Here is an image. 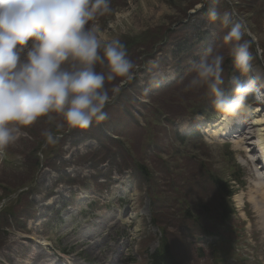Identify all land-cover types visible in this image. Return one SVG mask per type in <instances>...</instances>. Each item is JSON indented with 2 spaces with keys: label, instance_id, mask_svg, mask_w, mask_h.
<instances>
[{
  "label": "rangeland",
  "instance_id": "374dc122",
  "mask_svg": "<svg viewBox=\"0 0 264 264\" xmlns=\"http://www.w3.org/2000/svg\"><path fill=\"white\" fill-rule=\"evenodd\" d=\"M235 2L237 6L230 0H111L112 12L98 16L96 22L102 40L118 38L126 46L137 66L135 78L108 83V87L120 84L121 91L106 106L104 122H93L83 131L64 128L58 133L59 142L50 145L42 132L48 128L55 131L54 124L61 118L56 116L51 124L42 118L24 129L27 134L14 145L0 149V214L11 208L16 215L25 216L21 232L0 235V262L1 248H10L14 240L26 237L12 253L20 264H33L36 258L38 264H150V255L164 238L182 264L192 252L196 255L193 264H264V202L255 188L257 183L264 185L254 171L256 160L264 165L263 142L258 139L264 135V125H251L264 120V105L257 106L255 98H249L247 112L227 117L223 123L224 116L212 111L214 97L206 87H186L194 76L193 63L208 47L225 57V91L232 73L247 82V75L241 76L234 69L231 45L223 39L227 29L224 33L222 24L217 29L218 24L202 13L205 5L232 13L233 22L246 23L252 35H245V39H252L255 49V53L251 50V76L264 74V0ZM97 70L106 69L97 65ZM164 78L172 81V86L156 90ZM263 89L257 87L256 98L264 97ZM206 108L211 109L209 114L214 112L215 129L204 130L199 140L181 141L179 129L183 134L188 131L187 121ZM257 111L253 117L246 114ZM241 122L247 124L251 135L239 136L225 129L239 127ZM115 133L121 143L108 140V135ZM228 149L247 178V187L234 199L239 215L229 224L235 231V259L232 254L223 257L220 251L213 256L200 231L193 233L195 239H189L186 229L179 228L187 205L175 202L185 195V202L202 215L204 205L218 197L205 170L211 168L225 179L238 170ZM34 151L45 165L36 175V170L25 164V158L30 157L27 165L37 164ZM49 153L51 156L46 155ZM137 165L146 168V176ZM32 181L36 184L30 187ZM49 190H56L54 196L46 195ZM196 199L199 203H194ZM28 214L36 216L23 222ZM22 232L25 235H19ZM112 245L119 248L106 259ZM58 248L66 249L70 256H62L56 252Z\"/></svg>",
  "mask_w": 264,
  "mask_h": 264
},
{
  "label": "clouds",
  "instance_id": "9594fccd",
  "mask_svg": "<svg viewBox=\"0 0 264 264\" xmlns=\"http://www.w3.org/2000/svg\"><path fill=\"white\" fill-rule=\"evenodd\" d=\"M110 5L111 0H0V149L14 145L42 118L50 124L61 118L55 131L42 132L50 145L59 142L64 128L83 131L107 119L105 108L121 91L120 84L108 83L131 81L137 67L120 39L101 38L97 17L111 13ZM208 18L229 28L223 39L231 45L234 69L241 76L253 73L246 23L216 8ZM224 62L208 47L193 63L186 87H206L215 111L235 117L249 110V97L264 87V74L254 73L247 82L233 76L225 91Z\"/></svg>",
  "mask_w": 264,
  "mask_h": 264
},
{
  "label": "trees",
  "instance_id": "16d2710c",
  "mask_svg": "<svg viewBox=\"0 0 264 264\" xmlns=\"http://www.w3.org/2000/svg\"><path fill=\"white\" fill-rule=\"evenodd\" d=\"M156 44V43H155ZM153 44V45H155ZM37 162H39V158L36 156ZM39 163H37L36 167H38ZM141 172H145V169L143 166H138ZM217 179V178H213ZM190 206L188 205V208L185 212L184 219L185 220H191L193 224H195V219L193 216V213L190 212ZM232 213V210L227 204L222 205V211L220 213V218L223 222L229 219L230 215ZM217 217H219L218 212L216 211ZM164 242V238L162 240ZM152 264H181L177 258L174 255L173 250L171 251L169 244L163 243L161 247L150 256Z\"/></svg>",
  "mask_w": 264,
  "mask_h": 264
},
{
  "label": "bare ground",
  "instance_id": "6f19581e",
  "mask_svg": "<svg viewBox=\"0 0 264 264\" xmlns=\"http://www.w3.org/2000/svg\"><path fill=\"white\" fill-rule=\"evenodd\" d=\"M257 102H259L258 104H262V105H264L263 103H262V101H257ZM262 109H264V108H262ZM261 112H264V110H262ZM258 113V111L255 113V114H257ZM245 115V114H244ZM224 119V122L223 123H226V121H228V119H227V117H224L223 118ZM255 120V119H254ZM251 125H254L255 127H257L258 125L260 126V125H264V120L263 119H261V120H259V121H254V123H252ZM220 126V125H219ZM236 128H237V126H235ZM235 127H233V128H235ZM236 128H235V130H236ZM239 128H241V132L243 131V134L242 135H251V133L250 132H248V130L250 129L249 127H247V124H244V122H241V125L239 126ZM224 131V129L222 130V132ZM226 131V130H225ZM259 131H262V130H259ZM259 131H258V133H259ZM264 131V130H263ZM216 134V133H215ZM253 135V134H252ZM252 137V136H251ZM249 138H246V140H248ZM258 139L259 140H261L263 143H261L260 144V146L261 145H263L262 146V150H264V135L262 134V135H260V136H258ZM259 146V147H260ZM263 154H264V152H263ZM125 174V173H124ZM256 194L258 195V196H260L261 198L260 199H262V201L264 202V187L259 183H257L256 184ZM56 191V190H55ZM57 193V192H56ZM260 193H261V195H260ZM54 194V193H53ZM60 194H61V192H60ZM256 195V196H257ZM48 196V195H47ZM54 196V195H53ZM59 199V198H58ZM140 203V202H139ZM136 204V203H135ZM134 205V204H133ZM138 205V204H137ZM34 206V205H33ZM134 208H135V206H133ZM138 208V207H137ZM33 209V208H32ZM35 210V209H34ZM32 213V212H31ZM35 213V212H34ZM38 213V212H37ZM36 213V214H37ZM36 216V215H35ZM140 219V218H139ZM139 229V228H138ZM141 230V229H140ZM66 236V235H65ZM66 239V238H65ZM76 242H77V240H76ZM75 242V243H76ZM82 243V242H81ZM137 243H139V241L137 242ZM16 245H20L18 242L17 243H15ZM14 244V245H15ZM135 245V244H134ZM28 246H30V245H28ZM19 247V246H18ZM78 247H79V249H81V248H83V244H80V246L78 245ZM117 247H118V245H112L111 246V250L109 249L108 251H107V254H106V256H104V257H106V259H108V258H111V255H112V253L113 252H115V251H117ZM119 248V247H118ZM16 249V248H15ZM25 249V248H24ZM17 250V249H16ZM29 250V249H28ZM78 254H80V250H77V254L76 255H78ZM41 260V259H40ZM105 259H103L102 260V262L104 261ZM38 259L36 258L35 259V261H34V263L33 264H38ZM99 261V260H98ZM107 261H104V263H106ZM101 263V262H100Z\"/></svg>",
  "mask_w": 264,
  "mask_h": 264
}]
</instances>
